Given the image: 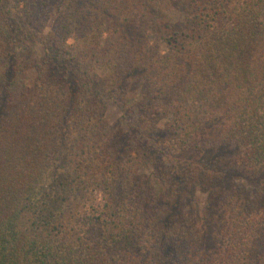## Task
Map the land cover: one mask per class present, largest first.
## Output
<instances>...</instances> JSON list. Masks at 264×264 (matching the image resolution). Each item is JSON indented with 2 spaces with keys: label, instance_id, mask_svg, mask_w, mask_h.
Masks as SVG:
<instances>
[{
  "label": "trees",
  "instance_id": "trees-1",
  "mask_svg": "<svg viewBox=\"0 0 264 264\" xmlns=\"http://www.w3.org/2000/svg\"><path fill=\"white\" fill-rule=\"evenodd\" d=\"M0 264H264V0H0Z\"/></svg>",
  "mask_w": 264,
  "mask_h": 264
},
{
  "label": "rangeland",
  "instance_id": "rangeland-1",
  "mask_svg": "<svg viewBox=\"0 0 264 264\" xmlns=\"http://www.w3.org/2000/svg\"><path fill=\"white\" fill-rule=\"evenodd\" d=\"M178 15V7L173 6V5H167L165 6L164 9H162V18L164 19H177ZM162 49V47L160 48ZM39 49L37 47H34L32 45H28L25 52L22 54V63L25 66H30L32 63V59L36 57V55L38 54ZM105 105V116L107 118L108 121H115L119 115L118 111L115 109L114 105L109 102V101H105L104 102ZM247 182H249V180H247ZM95 197L99 198L100 193L99 191H95Z\"/></svg>",
  "mask_w": 264,
  "mask_h": 264
}]
</instances>
